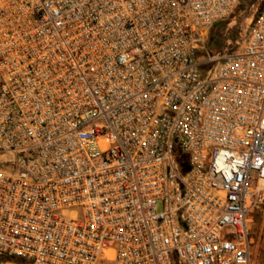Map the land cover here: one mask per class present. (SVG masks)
I'll use <instances>...</instances> for the list:
<instances>
[{
	"label": "built area",
	"instance_id": "built-area-1",
	"mask_svg": "<svg viewBox=\"0 0 264 264\" xmlns=\"http://www.w3.org/2000/svg\"><path fill=\"white\" fill-rule=\"evenodd\" d=\"M0 0V264H250L264 212V6Z\"/></svg>",
	"mask_w": 264,
	"mask_h": 264
},
{
	"label": "rangeland",
	"instance_id": "rangeland-1",
	"mask_svg": "<svg viewBox=\"0 0 264 264\" xmlns=\"http://www.w3.org/2000/svg\"><path fill=\"white\" fill-rule=\"evenodd\" d=\"M263 6L264 0H239L228 19L207 31L206 47L220 54L236 50L242 44L248 28ZM10 158V154L0 156L2 160ZM249 236L251 239L250 264H264L263 211L253 213L249 224Z\"/></svg>",
	"mask_w": 264,
	"mask_h": 264
},
{
	"label": "trees",
	"instance_id": "trees-1",
	"mask_svg": "<svg viewBox=\"0 0 264 264\" xmlns=\"http://www.w3.org/2000/svg\"><path fill=\"white\" fill-rule=\"evenodd\" d=\"M6 160H2V159H0V168H4V169H9L10 167L9 166H5L4 165V162H5Z\"/></svg>",
	"mask_w": 264,
	"mask_h": 264
}]
</instances>
